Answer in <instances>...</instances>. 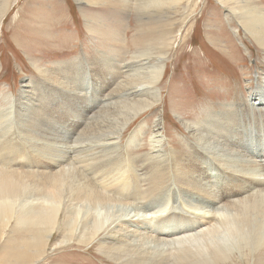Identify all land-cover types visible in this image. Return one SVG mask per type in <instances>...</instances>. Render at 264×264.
Here are the masks:
<instances>
[{
    "label": "bare ground",
    "instance_id": "1",
    "mask_svg": "<svg viewBox=\"0 0 264 264\" xmlns=\"http://www.w3.org/2000/svg\"><path fill=\"white\" fill-rule=\"evenodd\" d=\"M14 1L0 0V24ZM216 1L225 8L229 16L226 20L237 25L235 31L231 28L234 34L243 31L261 52L264 63V10L257 7L256 0ZM74 2L79 8L90 6L87 0ZM192 2L195 7L196 0L139 2L137 17L165 20L170 28L156 48L137 54L131 61L120 62L118 57L100 52L99 69L111 79L113 88L106 93L105 88L94 86L102 98L98 105L90 94L89 68L85 67L86 74L81 76L80 65L61 68V63L51 69L32 64L39 79L26 83L29 93L26 101H23L26 92L20 89L9 106H0V199L24 200L15 215L9 203L0 205V227L5 226L7 231L11 219L17 225H27L18 234L14 248L7 246L10 240H4L6 231L0 230V256L4 255L9 264L46 263L72 245L88 248L94 245L113 264H264V256H260L264 253V78L262 82L256 80V86L241 102L210 108L205 116L181 123L190 138L186 158H202L201 166L192 164L195 173L205 172L204 178L195 177L183 168L170 155L173 153L159 150L163 146L160 123L151 130L148 155L130 161L124 156L130 144L139 142L137 132L131 133L125 147L121 146L123 133L131 121L151 109L161 96L157 89L177 38L173 31L174 24L179 25L176 17L183 15L181 12ZM181 28L177 27L178 31ZM74 80L78 82L71 88ZM48 83L54 89L58 87L57 91ZM68 94L76 104L69 103ZM53 115H58L59 120H53ZM61 116H66L68 122L61 125ZM71 139L73 145L84 149L76 151L74 161L68 160L63 150ZM77 147L72 148L75 151ZM136 161L143 163L141 171L150 174L146 178L148 186H141L137 175L131 173L126 184L119 175L113 180L114 189L104 187L101 180L103 187L98 185L99 188L84 170L87 164L103 171L123 168L125 162L132 166ZM203 180H208L209 186L227 181L230 185L222 186L218 193L209 190ZM169 183L171 187L180 184L192 195H200L204 202L193 204L189 209L194 212H189L173 199L171 205L163 203L162 209L143 212L140 219L139 213L132 216L131 212L136 210L129 201L159 193ZM169 191L170 186L168 196ZM27 192L37 197L33 203L26 197ZM130 196L132 200L128 199ZM205 209L214 214L198 213ZM176 211L188 219L189 225L183 231L175 225ZM2 259L4 264L6 259L3 256Z\"/></svg>",
    "mask_w": 264,
    "mask_h": 264
},
{
    "label": "rangeland",
    "instance_id": "2",
    "mask_svg": "<svg viewBox=\"0 0 264 264\" xmlns=\"http://www.w3.org/2000/svg\"><path fill=\"white\" fill-rule=\"evenodd\" d=\"M87 2H90V6L85 5L82 8H79L74 0H16L12 3V9L0 24V106H9L17 97L20 89L26 92L23 96V101H26L29 97L26 83L37 82L39 79V74L32 64L40 66L39 68L51 69L61 63L63 64L60 66L61 68H65V66L75 68L74 66L80 65L81 76L86 74L83 69L89 68V78L92 83L90 94L95 100V104L98 105L102 98L98 96L100 93H96L97 90H94V86L105 88L106 93L113 88L110 86L111 79L99 69L102 68L100 60H98L100 52H104L107 56L118 57L120 62L131 61L137 54L150 52L156 48L158 42L166 36L170 28L168 23L164 22L165 20L143 19L142 15L137 17L136 11L139 8V2L142 3L143 0H87ZM193 2L187 7V12L182 11L183 15L179 14L176 17L179 25L174 24L173 31L177 38L166 62L165 75L157 89L161 96H158L157 102L151 109L145 110L138 118L131 121L133 123L123 133L121 146L125 147L131 133L137 132L139 144H130L131 146H128L124 156L126 159L128 156L127 161H130V159L136 160L138 157L144 156L142 154L148 155L147 153L151 152L148 142L151 130L157 123H160L159 130L163 136V146L159 150L164 153H173L170 155H174L183 168L190 171L195 177L204 178L205 172L195 173L192 164L201 166L202 158L195 157L193 160L186 158V151H188L186 144L190 138L183 130L181 123L187 120L195 121L205 116L210 108L214 110L246 99L250 90L256 86V80L263 81L264 63L261 52L243 31L238 30V34H234L237 25L231 20H226L229 16L221 4L216 0H196L197 5L194 7ZM256 3L257 7L264 10V0H256ZM180 26L182 28L178 31L177 27ZM241 43L244 45L241 46ZM83 64H88V66ZM77 82L76 80L72 81L71 88ZM49 85L53 91H57L58 87L54 89L56 88L54 85ZM67 98L70 99L69 103L75 102L71 95L68 94ZM64 111L66 112V109ZM62 112L59 113L62 114ZM52 118L59 120L58 115H53ZM60 119L61 125L68 122L66 116H61ZM72 141L73 139L63 147V150L67 153L68 160L74 161V158H77L74 155H78L76 151H84V149L73 145ZM72 147H77V149L75 148L74 151ZM142 164L136 161L131 166L125 162L122 164L125 170L113 168L103 171L87 164L89 166H84V170L89 175L87 178L91 179L92 184L96 183L94 186L100 185L106 188L109 186V189H114V181L119 175L124 177L126 184L127 176L132 175L131 173L137 175L141 186H148L146 178L150 174L147 171L146 173L144 170L141 171L140 165ZM76 166L81 167L79 164ZM209 173L214 175L212 172ZM222 174L224 175V173ZM99 180L103 181L106 186ZM203 181V183H207L206 187L209 190L212 188V191L218 193L222 186L230 185V181H227L219 186H209L208 180ZM143 182L146 184L143 185ZM211 185H213L212 181ZM100 186L98 187L101 188ZM166 186L165 191L163 189L154 195L149 194L145 197L148 199L146 201L145 198L139 201H129V204L136 210L131 212L132 216H138L139 213L140 219L143 212L149 213L162 209L163 203L164 206L166 203L171 205L173 199L177 200L178 206L189 212H194L193 209H189L193 204L204 202L200 195H192L193 193L188 192L185 188L183 190L180 184H173L171 187L169 183ZM169 186L171 191L168 192V196L166 191ZM27 193L29 194L26 197L30 203H33L37 197L33 192ZM128 199L132 200V196ZM152 200L153 203H151ZM8 203L12 206V213L15 215L20 206L24 204V200L23 197L11 198L10 201L7 198L0 199V205ZM176 213L175 219L179 222L177 221L175 225H178L179 229L183 231L189 225L188 219L184 214L178 211ZM198 213L214 214L212 210L206 209L200 210ZM113 220L112 217L111 222ZM197 220L199 224H204L202 219ZM9 221L8 230L6 231L5 226H1L0 230L6 231V238L4 236L3 239L10 240L7 246L14 248L19 238L18 234L25 231L27 225H17L14 219ZM192 232H188V234H194ZM11 234L13 239H11ZM2 256L6 259L4 264H9L8 259L4 255ZM2 256H0V264H3ZM27 256L30 257L28 250ZM260 256L263 257L264 253H261ZM41 264H113V262L100 254L94 245L89 248L72 245L62 253L54 255L50 261Z\"/></svg>",
    "mask_w": 264,
    "mask_h": 264
}]
</instances>
